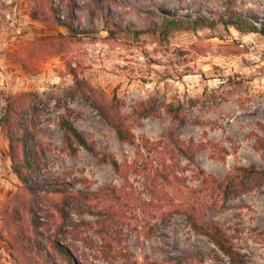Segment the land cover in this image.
<instances>
[{"label":"rangeland","instance_id":"obj_1","mask_svg":"<svg viewBox=\"0 0 264 264\" xmlns=\"http://www.w3.org/2000/svg\"><path fill=\"white\" fill-rule=\"evenodd\" d=\"M225 6V0H0V117L7 100L25 107L29 94H38L46 104L40 138L50 148L43 185L83 195L80 206L57 193L46 203L26 193L11 170L0 126V264H47L16 241L21 232L35 240L30 210L42 241L50 229L76 264H146L185 255L197 256L201 263L195 264H232L181 210L195 204L203 176L250 165L264 169V35L222 25L167 39L134 33L160 27L159 15L217 16ZM234 8L264 25V0H236ZM74 77L83 89L88 84L117 100L133 144L120 142L80 93L63 97ZM150 106L154 113H144ZM169 106L181 114L180 127ZM60 116L97 157L84 149L69 155ZM174 130L169 142L164 135ZM190 142L198 147L193 161L176 151L171 156ZM103 156L114 158L119 170L100 161ZM225 204L204 216L226 230L245 262L264 264V182ZM17 217L22 221L13 227Z\"/></svg>","mask_w":264,"mask_h":264},{"label":"trees","instance_id":"obj_2","mask_svg":"<svg viewBox=\"0 0 264 264\" xmlns=\"http://www.w3.org/2000/svg\"><path fill=\"white\" fill-rule=\"evenodd\" d=\"M235 1L236 0H225L226 6L217 16L198 15L190 17L159 15L160 27L136 30L134 33H153L158 34L162 39H167L169 35L175 32H195L199 29H214L217 25H222L225 28L232 27L241 33H257L264 35V25L254 23L247 16L237 11L234 8ZM62 23L67 25V28H71L70 24L65 22ZM118 29L122 31L121 28ZM81 84L85 83L74 77V88L69 87L63 91V97L67 95L74 96L80 93L79 95L85 101L89 102L99 113L101 119L114 130L120 142L133 144V134L123 123L117 104H114V101L117 100H107L104 98V94L103 96L97 95L98 91L88 84L86 85V89H83V85ZM60 101L61 98L58 97L56 103L60 105ZM40 102L41 108L38 107ZM45 106V101L38 96V94H29L28 104L25 107L18 106L14 100H7V104L1 113L0 126L4 128L5 136L8 141L11 170L26 193L36 200L46 203L48 200L47 196L57 193L61 194L64 200H71L75 204L80 205L79 200L83 195L75 196L55 186L48 187L43 185V174L41 173L44 169L43 157L50 149L49 144L40 138V126L43 121H46L45 119L43 120L40 115ZM152 109L153 107L150 106L143 111L144 113L150 114L153 112ZM167 112L171 115L173 121L177 123L178 127L183 125L184 120L181 118L182 116L179 114L178 109L169 106ZM57 126L62 134L64 148L69 155H76L79 149H84L92 156H98L94 146L86 140L81 132L66 117H58ZM176 132L177 130L168 132L164 137L167 138L169 142H173V137L177 134ZM175 151L185 159L193 161L198 147L195 146L193 142L188 143L186 146H177L176 149L170 150L171 156L174 157L173 152ZM100 159L102 162H109L115 170H119V165L114 158L103 156ZM200 173L204 175L202 171ZM201 182L202 187L198 188L193 193L196 196L194 198L195 204L193 206H185L184 210H181V212L188 219L190 226L198 233L209 238L232 264H248L242 259L241 253L235 248L232 243V238L226 233V230L219 224L207 220L204 216V212L206 209L223 211L226 209L225 203L230 198L252 190L260 185L261 182H264V169H257L255 165L237 167L232 173L223 177L203 176ZM41 193L43 196H40ZM205 193H208L207 195L210 197L207 198ZM11 212L13 213L14 211ZM29 212L32 214L29 232L35 235V240L27 238L24 232L19 233L16 237V241L24 246L21 248L24 253L34 260H44L47 264H76L70 252L53 238L50 229L48 230L47 238H45V241L43 240L44 242L42 241V235L37 232L38 218L34 212L31 210ZM58 212L63 215V208L59 209ZM4 214H6V212H4ZM16 216H19V213H17ZM17 218L19 220L14 219L12 222L13 227L22 221V217ZM99 231H101V233L104 231L106 234L103 242L104 246H110V236H107V229L101 226ZM40 253L43 254L41 255ZM195 263H201L197 256L185 255L168 256L161 262L151 261L146 264Z\"/></svg>","mask_w":264,"mask_h":264}]
</instances>
